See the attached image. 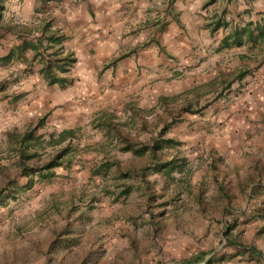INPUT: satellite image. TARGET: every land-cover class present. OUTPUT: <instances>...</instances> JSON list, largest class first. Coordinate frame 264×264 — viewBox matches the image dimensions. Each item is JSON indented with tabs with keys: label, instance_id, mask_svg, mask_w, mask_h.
Here are the masks:
<instances>
[{
	"label": "rangeland",
	"instance_id": "1",
	"mask_svg": "<svg viewBox=\"0 0 264 264\" xmlns=\"http://www.w3.org/2000/svg\"><path fill=\"white\" fill-rule=\"evenodd\" d=\"M25 78L15 64L0 68V81L5 80L0 89V165L7 164L3 158L5 130L21 129L44 113L48 115L42 132L78 128L79 149L90 148H85L81 157L76 154L70 165L57 167L53 180L35 183L11 201L7 211L0 208V264H80L78 254L87 249L93 251L91 264H174L198 251L205 253L204 258L211 254L223 258L217 264H259L245 249L225 245L221 230L224 221L230 222L228 239L264 254V155H250L249 161L245 156V164L230 170V164L218 161L205 149L203 140L189 145L183 139L188 135L181 132L187 131L189 121L197 116L182 112L180 106L184 101L203 106L201 91L168 94L165 105L154 100L140 107L149 131L138 130L135 120L124 127L135 140L146 143L161 124L180 118L169 125L165 136L182 143L161 153V158L175 157L179 166L163 176L149 173L150 167L141 172L140 168L151 165L146 156L139 159L117 150L112 138H104L92 127L91 121L101 112L115 121H125L130 113L128 104L139 107L133 99L99 108L57 101L35 113L33 101H28L29 95L21 88ZM198 116L202 117L203 111ZM103 156L117 161L121 171L131 168V178L120 177L113 169L91 175L89 166ZM255 179L260 184L250 193L248 185ZM126 183L130 191L122 194ZM64 223L76 228L67 235L76 238L75 242H66L57 250L49 248L52 232Z\"/></svg>",
	"mask_w": 264,
	"mask_h": 264
},
{
	"label": "crops",
	"instance_id": "2",
	"mask_svg": "<svg viewBox=\"0 0 264 264\" xmlns=\"http://www.w3.org/2000/svg\"><path fill=\"white\" fill-rule=\"evenodd\" d=\"M3 2L4 21L27 27L50 21L65 37L63 52L75 58L63 88L46 85L33 64L21 88L35 113L57 101L99 108L133 99L146 107L161 95L201 91L203 116L191 114L197 117L183 139L189 145L203 140L230 170L250 155H264V50L248 44L217 49L233 24L264 14V0H56L41 11L37 0ZM219 16L228 25L213 30ZM13 42L5 34L0 55ZM15 66L21 74L24 65ZM254 184L260 183L248 187Z\"/></svg>",
	"mask_w": 264,
	"mask_h": 264
},
{
	"label": "trees",
	"instance_id": "3",
	"mask_svg": "<svg viewBox=\"0 0 264 264\" xmlns=\"http://www.w3.org/2000/svg\"><path fill=\"white\" fill-rule=\"evenodd\" d=\"M37 1L39 4L37 11H41L47 2L56 0ZM212 1L207 0L205 5ZM2 11L3 1L0 0V39L5 34H10L13 36L14 42L8 47L6 53L0 55V68L15 63H22L24 65L22 72L27 74L31 71L33 64H36V71L46 85L56 84L59 88L67 86L71 80L66 76V73L74 63L75 58L72 52H63L62 42L65 39L63 34L57 28H52L50 21H45L40 27H27L4 21ZM227 25L228 22L219 16L212 22L211 28L214 30L219 26L226 27ZM243 44H248L249 47L257 45L259 50H264L263 13L259 14L255 21H246L238 25L233 24L221 38L217 49H228ZM11 75L9 73V76ZM4 83L5 80L0 81V89L4 87ZM194 93L196 92L194 91ZM169 99L170 97L161 95L156 100L158 104L165 105ZM194 104L190 101H184L182 106H180V110L185 113H196L203 107H195ZM128 109L130 113L127 114L128 118L126 117L125 121H115L111 115L101 112L91 121L93 122L92 127L100 130L104 138H112V145L117 150L129 152L133 157L139 159L146 156L151 161V165L140 168V171L150 167L148 168L149 173H160L163 176H168L169 172L179 165L173 156L166 159L162 157V159V150L180 145L181 141L173 137H166L165 133L169 125L179 122L180 118L172 117L170 122L161 124L153 134H150L149 141L144 143L135 140L124 129L128 122L131 123L135 120L138 124V130L149 131L148 122L145 120V116L141 114L142 109L136 107L132 102L128 104ZM167 113L171 114V112ZM47 115V113H44L38 116L34 121L27 122L21 129L9 128L5 130L6 148L3 158H5L7 164L0 165V208L7 207L11 201L30 190L35 183L53 180L56 177L55 169L57 167L70 165L71 159H74L76 154L81 157V154L86 152L83 150L90 148L89 146L84 147L82 150L79 149L78 128L68 127L42 132L41 129L45 125L44 120ZM153 126L154 128L156 127L154 124ZM110 169H113L120 177L131 178L129 170L131 168L127 167L121 171L117 161H110L105 156L94 161L89 166L91 175L105 174ZM246 179L250 181L251 177L247 176ZM216 185L218 192L221 193L223 191L221 186ZM144 186L146 185L144 184ZM129 187L130 185L126 183L120 193H129ZM256 188L255 184L249 186V192H256ZM7 209L5 208L6 211ZM222 227L221 232L225 245H234L237 248L245 249L251 258L255 259L259 264H264L263 253L254 247L240 246L226 237L227 232L232 227L230 222L224 221ZM75 229L70 227L68 223H64L59 230L52 232L54 236L50 240L49 248L57 250L59 247H65L66 242H75L76 238H68L69 236H67ZM214 255L211 254L204 258L205 253L198 251L191 253L188 257L181 258L174 264H198L199 262H202L201 264H217L223 259ZM78 257L81 259L80 264H91V262H94L92 261V258L94 259L93 251L90 249L80 252Z\"/></svg>",
	"mask_w": 264,
	"mask_h": 264
}]
</instances>
